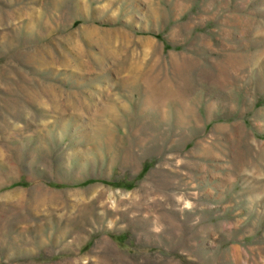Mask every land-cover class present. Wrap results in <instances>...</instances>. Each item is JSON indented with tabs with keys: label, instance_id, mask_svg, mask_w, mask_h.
<instances>
[{
	"label": "rangeland",
	"instance_id": "374dc122",
	"mask_svg": "<svg viewBox=\"0 0 264 264\" xmlns=\"http://www.w3.org/2000/svg\"><path fill=\"white\" fill-rule=\"evenodd\" d=\"M0 264H264V0H0Z\"/></svg>",
	"mask_w": 264,
	"mask_h": 264
}]
</instances>
